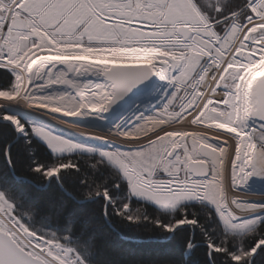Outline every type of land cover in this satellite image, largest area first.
Segmentation results:
<instances>
[{
	"label": "snow or ice",
	"instance_id": "1",
	"mask_svg": "<svg viewBox=\"0 0 264 264\" xmlns=\"http://www.w3.org/2000/svg\"><path fill=\"white\" fill-rule=\"evenodd\" d=\"M210 3L211 0H0V67L15 72L13 90L0 91V97L7 101L25 100L53 113L78 115L84 109L107 111L150 75L167 79L175 92L164 109L133 132L121 134L125 140L140 141V146L100 155L115 166L134 195L172 209L192 198L208 201L214 205L227 233L251 235L255 222L240 220L228 210L227 164L231 165L233 189L244 185L250 176H264V76L254 79L255 73L264 70V0H248L246 7L251 16L247 23L234 24L223 35L218 34L202 11V6ZM213 10L221 9L213 6ZM80 47L124 49L111 52L108 63L83 68L85 73L102 74L106 82L97 86L90 98H72L73 106L69 108L56 102L57 97L36 95V89L43 85L29 91V85L43 81L45 76L51 82H64L54 80L52 70L56 63L52 58L75 55ZM204 58L208 60L206 68L201 66ZM156 60L160 62L159 70ZM110 62L112 67L108 66ZM141 62L148 66L140 67ZM252 118L260 122L258 135L245 131L246 122ZM3 119L23 131L15 118ZM184 120L196 121L197 126L218 121L226 129H237L238 134L227 135L232 132L216 128L211 138L202 135L191 149L185 138L173 151L177 140L167 138L170 129L164 125ZM160 121L163 123L157 127ZM221 129L223 135L217 131ZM40 135L55 153L70 152L75 147L45 133ZM214 139H223L224 146L211 143ZM177 149H182V153ZM189 157L200 163L190 166ZM73 167L64 163L47 169L38 166L34 171L42 172L47 179ZM157 172L167 179H154ZM93 195L108 199L107 191L85 193L84 198ZM69 203V199L52 203L49 213L54 211L57 219L64 217L77 225L82 216L69 211ZM231 203L237 208L255 207L235 199ZM126 211L125 205L117 214ZM188 223L194 221L180 220L175 226ZM89 227L85 224L82 231ZM166 230L172 231L173 226ZM261 245L264 238L257 239L249 251L231 254L232 262L251 264L252 255ZM208 248L215 253L226 251L212 243ZM0 264L82 262L54 238H44L42 243L40 235L17 220L12 205L0 196Z\"/></svg>",
	"mask_w": 264,
	"mask_h": 264
},
{
	"label": "trees",
	"instance_id": "2",
	"mask_svg": "<svg viewBox=\"0 0 264 264\" xmlns=\"http://www.w3.org/2000/svg\"><path fill=\"white\" fill-rule=\"evenodd\" d=\"M246 4V0H211L202 11L223 29L233 20L242 23L247 18ZM213 6L221 10L216 12ZM12 85L11 74L0 68V91L11 90ZM64 163L75 167L62 170L57 180L34 171L38 166L47 169ZM95 191H107L108 199L103 195L84 198L85 193ZM0 193L29 231L43 239L54 238L79 256L82 264H236L231 254L249 251L257 239L264 238V223L251 235L227 233L215 212L202 202L179 204L168 212L133 198L121 176L96 157L54 156L31 133L18 135L1 117ZM65 199L70 200L69 211L82 216L79 224L64 217L57 219L54 211L49 213L50 204ZM125 205L127 211L118 215ZM184 219L194 223L175 226ZM85 224L90 227L82 231ZM170 225L176 229L167 231ZM209 243L226 251L215 253ZM251 264H264V245L257 249Z\"/></svg>",
	"mask_w": 264,
	"mask_h": 264
},
{
	"label": "rangeland",
	"instance_id": "3",
	"mask_svg": "<svg viewBox=\"0 0 264 264\" xmlns=\"http://www.w3.org/2000/svg\"><path fill=\"white\" fill-rule=\"evenodd\" d=\"M246 1L248 3V0H246ZM246 9L249 12V14L247 16V18H248L249 16H251V12L249 11V9L247 7H246ZM247 18L242 23H238L236 20H233L230 23H228L227 26L224 27L223 29L217 28L216 23H213V25H214L216 31L218 32V34L223 35L227 30H230V28L234 24L244 26L247 23ZM209 21L211 22L210 19H209ZM113 51H124V49L80 47L78 50H76L75 55L65 56L63 59L58 58L60 60H63L62 62H59L58 60L57 61L54 60L57 67L55 69H53V73L55 75H58L57 80H61L62 74H66V70L60 66L61 63H66V64H64V65H66V67L71 66V64H78L77 56L80 52L81 57H83V60H80L79 64L81 63V66L83 65V67L80 66L79 69H81V70L78 71L77 66H74L73 68H71V71L69 70V74H71L75 78H77L79 74L82 75L81 82H80V84H81L80 87H81L82 85L85 84V78H84L85 72L83 71V68L99 65L102 63H108V55H110L111 52H113ZM242 51H244V50H242ZM245 54H247L246 51H245ZM67 60H69V61H67ZM156 61L159 62V60H156ZM37 63H39V59H37ZM141 63H144V62H141ZM207 65H208L207 58L202 59L201 66L206 68ZM58 66H60V67H58ZM108 66L110 67L112 65H108ZM33 67H35V65ZM101 67H103V65H101ZM258 73L254 74V79H260L259 76H257ZM89 74H92L91 75V77L93 78V79H91L92 82H95L97 80L98 76L102 77V74L95 73V72H89ZM175 75H178V73H175ZM102 79H103V77H102ZM13 84H14V78H13ZM12 90H13V85H12L11 90H6V91L10 92ZM174 92H175V89L172 87V85L169 83V81L167 79L161 80L158 77V81H156V84H155V86L151 92L137 97L122 112L123 113L122 116H121V114H122L121 113L120 115L117 116V118H115V121H113L114 122L113 129H111V131H109V130L103 131V130L95 129V131L101 135H107L108 137L115 138V140H112V142L109 144H107L106 142L96 141V140L90 139V138L88 139L87 136L81 135V134H79L77 132H73L71 130L62 129L57 124L51 123L49 121L45 122V120H44L45 118L43 119V117L34 116V115L29 114V113H26L25 111L20 110L21 107L24 106L23 104H20V102L18 103L19 105H16L17 108L19 107L20 109L11 110L10 106H13L12 104H16V102L15 101H7L3 97H0V117L2 119L4 116H11V117L15 118L17 120L18 124L20 125V127L23 129V131H19L17 129V126L14 125L10 120H4L3 119V121L10 122L15 127L18 135H20V136H25V134L27 132L31 133V135H33L39 141H41L54 156L83 154V155H87V156L96 157L98 160L102 161L103 163L109 165L112 169H114L121 176V178L126 182V180L122 177V175L117 171L115 166L112 165L107 160V157L101 156L100 154L102 152L115 153L117 151H121V152L131 151V150H135L137 147H139L140 141H137V140H130L129 141V140H125L123 137L121 138L118 136L121 134H127L130 132H133L134 129L136 127H138L139 125H141L142 123H144V121L148 120L149 118H153L157 114H159L164 109L165 105L167 104V101L169 99L173 98L172 94ZM0 95H2V94H0ZM144 97H145V99L147 98L146 102H139V100L143 99ZM21 103H23V102H21ZM103 113H104V111H103ZM131 116H132V118L130 119ZM34 117H37V118H34ZM66 122L71 123L68 120ZM55 123H58V122H55ZM160 123H163V121L157 122V127L159 126ZM259 123L260 122L258 120H256L255 118L250 119L249 121L246 122L245 131L248 132L250 135H253L254 132L256 133V135H258L259 134ZM207 125L212 127V129H209V131L206 132L211 136L213 135V129L225 128V126L221 125L218 121H212L210 124H207ZM164 127H169V129H170L168 134H167V138L169 140H172V135H174V134H183L184 135V141H185V138H188V146L190 149H191L192 144H195L200 139L196 132L189 131L192 129H194L195 131L200 130L201 126H197L196 121L184 120L183 123H173L169 126L164 125ZM76 130L78 131L80 129H76ZM91 130H94V129H91ZM225 130L232 132L231 134H227V135L238 134L237 129H226L225 128ZM217 131H219L221 133V135L224 134L222 129L217 130ZM110 132L113 133L112 136L109 135ZM40 133H45V134L53 136L57 139H61L65 143L74 144L75 147L70 152L64 151V152L55 153L48 146V143L45 140L44 136L40 135ZM254 139H258V138L254 136ZM220 140H223V139H220ZM143 142L145 144H147L146 139H144ZM224 143H225V141H224ZM230 143H234V142H230ZM177 151L182 153V149H178ZM192 155H194V152L192 153ZM188 160L194 161L195 159H192L191 157H189ZM228 171H229V182L226 185V189L231 193L232 192L231 182H230L231 171L229 168H228ZM180 175H181V178H183V173H181ZM258 178L264 179V176H261V175L250 176L246 182L247 184L249 183L248 189L245 190L244 188H242L241 191L237 192V194L240 196H249V197H253V196H256L257 194H259L260 190L258 188H262V187L264 188V181H258L259 180ZM154 179L163 181V180H166L167 177L163 173L157 172ZM126 184H127V182H126ZM127 186H128V184H127ZM250 188L255 190V191H252ZM128 192H129V195L131 197L146 201L150 204H153L155 207H157L158 209H160L162 211L170 212V211H173L175 209V208L174 209L163 208V207L157 205L153 201H150L146 198L138 197L131 192L129 186H128ZM0 196H3V195L0 193ZM190 202H201V201H200V199L192 198V199H188L186 201H182L180 204L190 203ZM202 203L208 205L215 212L217 219L219 220V222L222 226V222L220 221L219 214L217 213L214 205H212L210 202L205 201V200H203ZM249 211H250L249 208H238L239 215H243V216H240L241 219H242V217H244V215L247 216ZM253 221L255 222L253 230H255L256 227H258L260 224L264 223V217H261L260 219L253 220ZM222 228H223V226H222ZM40 240L43 243L44 239L40 238ZM63 248H65V247H63ZM65 249L71 251L68 248H65Z\"/></svg>",
	"mask_w": 264,
	"mask_h": 264
},
{
	"label": "bare ground",
	"instance_id": "4",
	"mask_svg": "<svg viewBox=\"0 0 264 264\" xmlns=\"http://www.w3.org/2000/svg\"><path fill=\"white\" fill-rule=\"evenodd\" d=\"M256 58L257 59L259 58V51L256 52ZM144 63H140V65H146ZM154 63L157 65V70H159L160 62L154 61ZM109 65H112V63L110 62ZM84 74H85V77H84L85 78V84L82 85L76 91V98H80V97L88 98L90 96V94L93 91L96 90L97 86L103 85V84L106 83L102 79V77H99V76H98L97 80L95 79L96 80L95 82H92L91 81V79H93L91 77L92 74H89V72L84 73ZM257 76H259V78L264 76V70L259 72ZM155 80L158 81V77L157 76H155ZM35 87L36 86H33L32 90H34ZM43 87H46V86H43ZM36 91H38V88L36 89ZM100 91L103 92V89H101ZM77 93H79V97H77ZM43 97H48V98L51 99V98H55L56 96L55 95L51 96L50 94H48V95L43 96ZM146 99L144 97L143 99L139 100V102H146ZM13 101H15L16 104H12L13 106H10L11 110L20 109L19 107L17 108V106H16V105H19L18 103L20 102V104L24 105L23 107H21L20 110L25 111L26 113H29V114L34 115V116L43 117V119L45 118L44 119L45 122L49 121L51 123L57 124L62 129L71 130L73 132H77V133H79L81 135L87 136L88 139L90 138V139H94L96 141L106 142L107 144L111 143L112 140H115V138L108 137L107 135H101V134H99V133H97L95 131V129L103 130V131H106V130L111 131V129H113V124H114L113 121H115V118H110L109 119L108 117H106L104 115L103 111L102 112H90L89 110L84 109V110H81L78 115H65L62 112H57L59 114V117H54V116H52V115L47 113V112H50L47 108H43L42 110H40V109L38 110L37 107L33 106L34 108H37V110H36V109H33V108L30 107V105H32V104H30L28 101L20 100V99L13 100ZM21 102H23V103H21ZM61 104L63 106L69 107V108L73 106V103H69V102L67 104H64V102L61 103ZM122 115H123V113L121 114V116ZM34 118H37V117H34ZM69 118H72L73 122H71V123L66 122L67 119H69ZM131 118H132V116L130 117V119ZM55 122H58V123H55ZM76 129H80V130L77 131ZM91 129H94V130H91ZM209 129H212V127H210L207 124H204L200 128V130H199L200 132L198 130L195 131L194 129L189 130V131L196 132L197 135L199 136V138H201L202 135L203 136H207L208 138H211V135L206 133V132L209 131ZM109 135L112 136L113 133L110 132ZM118 137L122 138L123 136L119 135ZM172 139H176L177 140V145L173 146V148H175L176 146L180 145L184 141V135L183 134H174V135H172ZM211 143L220 144L221 146H224V144H225L224 141L220 140V139H214V140L211 141ZM189 161H192V160H188V162ZM197 161L198 160H194V162H197ZM226 163H227V161H226ZM227 167L231 171V165L227 164ZM258 179H259L258 181H264V179H261V178H258ZM248 185H249V183L248 184L245 183L244 185L237 186L234 189L231 187V189H232L231 193L226 189V191H227V206H228V210L229 211L233 212L235 215L238 216V219L253 221V220L260 219L261 217H264V188L263 187L262 188H258L257 187L260 190V192H259V194H257L256 196H253V197L240 196V195L237 194V192L241 191L242 188L247 190L248 189ZM251 190L255 191L253 189H251ZM233 199H235V200H237V201H239V202H241L243 204H246V205H255V207L249 208L250 211L248 212L247 216L244 215V217H242V219H241L240 216H243V215H239L237 206L235 204L231 203V201ZM222 203H223V201H222Z\"/></svg>",
	"mask_w": 264,
	"mask_h": 264
},
{
	"label": "built area",
	"instance_id": "5",
	"mask_svg": "<svg viewBox=\"0 0 264 264\" xmlns=\"http://www.w3.org/2000/svg\"><path fill=\"white\" fill-rule=\"evenodd\" d=\"M64 57L65 56L53 57V60H56V61L58 60L59 62H62L63 60H60L58 58L63 59ZM77 58H78V64H71V66L66 67V65H64L66 63H61L60 66L66 70V74H62V79H61V81H64V82H51L47 79L48 77L45 76L43 81H34L33 84L29 85L28 86L29 91H32L33 86L43 85L46 87L41 86L40 88H38V91H36L38 94L36 93V95H39L42 97L48 94H50L51 96L55 95L57 97L56 102H59V103L64 102V104H67L68 102L72 103V98L76 97V91L80 88V85H81L80 82L82 78L81 74H79L77 78L69 74V70L73 68L74 66H77L78 69L80 68L81 63L79 64V62L80 60H83V57H81L80 52ZM81 67H83V65ZM0 68L7 70L11 74V76L14 78L15 72L13 70L8 69V68H3V67H0ZM57 77L58 75H54V80H57ZM60 96H63L64 99H60ZM30 107L37 110V108H34L33 105H30ZM39 109L42 110L43 108H38V110ZM194 155H195V152H194Z\"/></svg>",
	"mask_w": 264,
	"mask_h": 264
},
{
	"label": "water",
	"instance_id": "6",
	"mask_svg": "<svg viewBox=\"0 0 264 264\" xmlns=\"http://www.w3.org/2000/svg\"><path fill=\"white\" fill-rule=\"evenodd\" d=\"M139 66L144 67L146 65H139ZM102 77H103V75H102ZM103 79H104V77H103ZM104 81H105V79H104ZM155 84H156L155 76L150 75L148 78H146L144 81H142L139 85H137L135 88H133L123 99L117 100L112 105H110L108 110L104 111V115L106 117H109V118H117V116L120 115L127 108V106L130 103H132L137 97L151 92L152 89L154 88ZM47 113L54 116V117H59V114L57 112L53 113L50 111ZM67 120L69 122H73L72 118H69ZM173 151H175V148H173ZM199 163H200V161H197V162L189 161L188 162V164H190V166H193V167L198 165ZM54 177L57 180V177L56 176H54ZM200 201L203 202L202 199H200ZM175 229H176V227L173 230H175ZM255 254H256V252L253 254V256ZM253 256H252V258H253ZM252 258H251V260H252Z\"/></svg>",
	"mask_w": 264,
	"mask_h": 264
}]
</instances>
